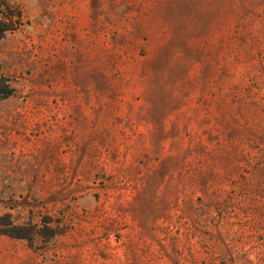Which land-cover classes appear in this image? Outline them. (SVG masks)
I'll return each mask as SVG.
<instances>
[{"label": "rangeland", "instance_id": "1", "mask_svg": "<svg viewBox=\"0 0 264 264\" xmlns=\"http://www.w3.org/2000/svg\"><path fill=\"white\" fill-rule=\"evenodd\" d=\"M0 21V264H264V0Z\"/></svg>", "mask_w": 264, "mask_h": 264}, {"label": "trees", "instance_id": "2", "mask_svg": "<svg viewBox=\"0 0 264 264\" xmlns=\"http://www.w3.org/2000/svg\"><path fill=\"white\" fill-rule=\"evenodd\" d=\"M11 26L7 25L5 22L0 21V39L3 37L6 31L11 30ZM13 89L7 84V80L0 77V98H6L10 96ZM1 234L8 235L15 238H26L28 239V234L25 232L24 228L10 227L7 230H2Z\"/></svg>", "mask_w": 264, "mask_h": 264}]
</instances>
